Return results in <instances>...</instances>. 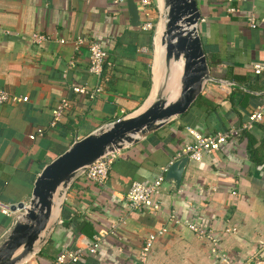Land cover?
I'll use <instances>...</instances> for the list:
<instances>
[{
	"label": "crops",
	"instance_id": "crops-1",
	"mask_svg": "<svg viewBox=\"0 0 264 264\" xmlns=\"http://www.w3.org/2000/svg\"><path fill=\"white\" fill-rule=\"evenodd\" d=\"M196 4L204 18L198 33L212 64L211 75L248 83V91L208 81L186 112L119 150L103 184L87 183L80 175L66 192L61 223L40 253L25 264H49L61 249H73L114 223L115 232L104 234L97 251L84 253L75 264H221L208 256V243L184 221L212 230L231 264L243 252L264 244V112L261 121L237 140L226 141L199 162L187 160L176 186L163 180L155 197L157 211L125 208L128 184L160 174L190 141L186 126L201 133L239 126L264 98L252 93L264 91V20L254 28L245 22L249 9L264 18V0ZM229 4L237 12L225 13ZM34 33L46 39L35 42ZM151 33L132 25L126 0H0V89L27 97L0 104L1 203L26 202L32 181L46 162L74 138L142 101L149 86ZM78 37L96 40L105 50L99 76L87 72V43L77 45ZM140 46L148 52L137 51ZM255 62L263 64L258 75L252 72ZM72 84L100 86L102 91L89 99L73 93ZM60 97L69 99L70 109L50 126L51 109ZM37 128L42 134L29 139ZM170 212L179 223L169 222ZM10 218L0 213V233ZM163 226L166 232L156 237L140 262L144 238Z\"/></svg>",
	"mask_w": 264,
	"mask_h": 264
},
{
	"label": "water",
	"instance_id": "water-1",
	"mask_svg": "<svg viewBox=\"0 0 264 264\" xmlns=\"http://www.w3.org/2000/svg\"><path fill=\"white\" fill-rule=\"evenodd\" d=\"M132 25L139 26L134 0H126ZM156 21L151 33L149 86L131 111L74 138L35 175L25 203L10 205L14 214L0 233V264H25L37 256L62 221L65 195L90 164L128 148L186 112L208 81L248 91V83L211 75L198 33L196 0H155ZM253 94H264L252 92ZM186 156L174 159L164 180L179 183Z\"/></svg>",
	"mask_w": 264,
	"mask_h": 264
},
{
	"label": "built area",
	"instance_id": "built-area-1",
	"mask_svg": "<svg viewBox=\"0 0 264 264\" xmlns=\"http://www.w3.org/2000/svg\"><path fill=\"white\" fill-rule=\"evenodd\" d=\"M116 2H121L123 0H115ZM136 8L140 16V24L138 28L141 31L152 32L155 21L156 12L154 9V0H134ZM231 0H227L229 3ZM243 2H252V0H240ZM237 12L236 7L230 4L225 7V13H235ZM204 18L199 17L198 23L202 22ZM264 18L256 17L251 9L245 12V22L248 27L254 28L258 23L262 22ZM32 40L35 42H40L46 39L45 36L41 34L34 33L31 35ZM61 41V40H60ZM86 42L87 48V67L86 70L90 75L95 77L99 76L102 72L103 66L106 63V52L101 46V44L96 40H87L78 37L75 40L77 45ZM137 51L141 53H147L148 49L145 46H140ZM72 62H70L71 64ZM263 70V64L260 62H255L252 64V72L258 75ZM70 89L73 93L84 94L89 99L96 96L102 91L100 86H95L93 88L87 87L85 85H70ZM27 97H16L9 95L5 90L0 89V104L7 101H26ZM70 101L66 97H60L53 105L51 109V119L49 122L50 126H53L58 121H60L66 112L70 109ZM264 112V98L263 100L256 104L253 110L248 113L247 118L239 126H227L225 129L220 131H215L213 133H201L200 131L193 129L191 127H185L184 131L190 137V141L185 143L180 152L176 155V158L186 156L187 160H192L199 162L201 161L203 155H208L216 150L230 140H237L242 132L249 130L252 125L256 122L261 121ZM42 134V129L37 128L34 133L28 135L29 139H34L35 136H40ZM118 157V151L109 153L103 156L101 159L96 160L88 166V168L82 173L81 177L87 183L103 184L106 180L107 173L112 165V163ZM175 158V159H176ZM165 168L162 169L161 173L153 177L151 180H133L129 183L128 187L124 193V204L126 210H133L140 207H147L154 211L159 209V201L155 197L159 194V188L164 180L163 172ZM25 203V202H22ZM21 212V209L15 208V210H10V204H4L0 202V213L12 217L14 214ZM169 222L173 224L179 223V219L174 212L168 214ZM186 228L191 231L197 238L205 240L208 243V256L217 260L221 263L231 262L230 255L226 251L222 250L219 246V239L215 233L210 229H203L194 223L184 221ZM116 224H111L108 230L98 231L90 238H86L84 243L78 245L76 244L73 249L63 248L61 249L54 259L49 264H75L78 262L79 258L84 254H94L99 245L102 237L106 233H114ZM166 227H160L156 231L149 233L143 240L138 253V260L144 262L149 249L152 246L153 241L156 237L163 235L166 232Z\"/></svg>",
	"mask_w": 264,
	"mask_h": 264
},
{
	"label": "rangeland",
	"instance_id": "rangeland-1",
	"mask_svg": "<svg viewBox=\"0 0 264 264\" xmlns=\"http://www.w3.org/2000/svg\"><path fill=\"white\" fill-rule=\"evenodd\" d=\"M157 255L162 257V254ZM166 256L169 258V255L166 254ZM190 264L194 263L190 262ZM223 264H231V262H223ZM233 264H264V244H258V246L253 247L252 250H249V252H243Z\"/></svg>",
	"mask_w": 264,
	"mask_h": 264
},
{
	"label": "trees",
	"instance_id": "trees-1",
	"mask_svg": "<svg viewBox=\"0 0 264 264\" xmlns=\"http://www.w3.org/2000/svg\"><path fill=\"white\" fill-rule=\"evenodd\" d=\"M206 61H207V64H208V66H209V68H210V66L212 65L211 63H210V60L206 57ZM198 99H199V97H198ZM129 185V184H128Z\"/></svg>",
	"mask_w": 264,
	"mask_h": 264
}]
</instances>
